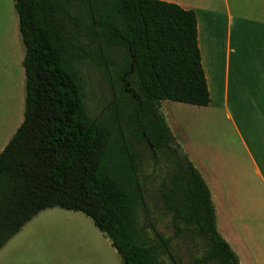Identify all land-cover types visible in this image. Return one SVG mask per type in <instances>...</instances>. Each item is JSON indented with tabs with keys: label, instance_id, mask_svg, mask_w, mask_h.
<instances>
[{
	"label": "trees",
	"instance_id": "obj_1",
	"mask_svg": "<svg viewBox=\"0 0 264 264\" xmlns=\"http://www.w3.org/2000/svg\"><path fill=\"white\" fill-rule=\"evenodd\" d=\"M15 8L26 96L24 120L0 153V250L39 213L62 208L90 217L123 264H240L218 231L209 186L161 110L164 100L211 103L196 12L161 0H15ZM83 65L112 92L96 117ZM147 161L164 171L157 193L170 238L152 219ZM178 239L194 247L192 261L175 253Z\"/></svg>",
	"mask_w": 264,
	"mask_h": 264
},
{
	"label": "crops",
	"instance_id": "obj_2",
	"mask_svg": "<svg viewBox=\"0 0 264 264\" xmlns=\"http://www.w3.org/2000/svg\"><path fill=\"white\" fill-rule=\"evenodd\" d=\"M161 1L197 14L211 97L198 109L205 131L202 151L180 138L182 123L172 106L164 107V115L210 188L221 236L240 264H264V14L234 15L227 0ZM222 120L233 132L231 141L222 138Z\"/></svg>",
	"mask_w": 264,
	"mask_h": 264
},
{
	"label": "rangeland",
	"instance_id": "obj_3",
	"mask_svg": "<svg viewBox=\"0 0 264 264\" xmlns=\"http://www.w3.org/2000/svg\"><path fill=\"white\" fill-rule=\"evenodd\" d=\"M227 1L234 15L258 17L264 14V0ZM25 54L26 48L19 29L15 0H0V153L24 120ZM81 73L88 111L96 117L112 100L111 89L105 77L95 67L83 65ZM166 106H172L180 117L182 126L177 129L180 138L188 143H195L202 151L205 131L203 113L198 110L202 108L164 100L163 113ZM221 127L222 138L231 141L233 132L230 126L222 120ZM210 130L214 128L211 126ZM143 172L142 176L146 174L150 177L147 183V200L153 211L152 219L159 232L165 238H170L175 233L171 217L160 210L161 202L157 193L161 180L158 174H163L164 171L154 172L152 163L147 161ZM156 206L158 208H155ZM188 242L187 240L184 243L178 239L173 243L175 253L184 263L192 261V254L196 253ZM0 264H123V262L110 239L94 225L90 217L82 212L52 208L42 211L23 227L0 253Z\"/></svg>",
	"mask_w": 264,
	"mask_h": 264
}]
</instances>
